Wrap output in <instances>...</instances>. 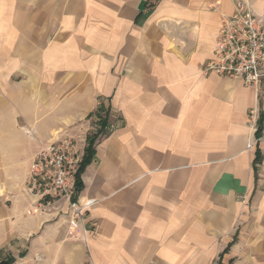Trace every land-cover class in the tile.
<instances>
[{
  "label": "crops",
  "instance_id": "0c3cea01",
  "mask_svg": "<svg viewBox=\"0 0 264 264\" xmlns=\"http://www.w3.org/2000/svg\"><path fill=\"white\" fill-rule=\"evenodd\" d=\"M234 2L0 0V264H264V82L202 74ZM99 108L84 242L24 186L55 135L84 155Z\"/></svg>",
  "mask_w": 264,
  "mask_h": 264
},
{
  "label": "built area",
  "instance_id": "2783aa9c",
  "mask_svg": "<svg viewBox=\"0 0 264 264\" xmlns=\"http://www.w3.org/2000/svg\"><path fill=\"white\" fill-rule=\"evenodd\" d=\"M202 74L239 80L259 93L264 82V12L256 14L248 2L235 0L233 12L221 20L212 57L204 63ZM249 119L255 131L257 110L249 112ZM259 139H264V125ZM252 145L248 144L247 149ZM82 157L72 137L55 135L36 152L24 191L33 199L34 213L59 212L64 207L67 235L85 242L86 214L98 200L80 198L77 193Z\"/></svg>",
  "mask_w": 264,
  "mask_h": 264
},
{
  "label": "rangeland",
  "instance_id": "374dc122",
  "mask_svg": "<svg viewBox=\"0 0 264 264\" xmlns=\"http://www.w3.org/2000/svg\"><path fill=\"white\" fill-rule=\"evenodd\" d=\"M96 116H97V119H96V123H92V126H91V129H90V132H89V135H88V137H87V142H86V146H87V143H88V138H91V137H94V136H96V138H98V137H100V136H103V135H106L107 133H108V129H109V126H108V121H107V113L105 112V111H103V110H100V112L99 111H97V113H96ZM103 120H106L107 121V126H105L103 129H102V131H100L99 129H100V127H101V123H102V121ZM54 138V137H53ZM52 138V139H53ZM51 139V140H52ZM50 140V141H51ZM49 142V141H48ZM36 154V153H35ZM35 156V155H34ZM34 158V157H33ZM33 160V159H32ZM32 162V161H31ZM31 164V163H30ZM28 178V177H27ZM24 188H25V186H24ZM78 191L79 190H77V193H78ZM25 192V191H24ZM26 194V193H25ZM27 195V194H26ZM28 196V195H27ZM78 197V196H77ZM31 198V197H30ZM32 204L33 205H35L34 203H33V199H32ZM52 210H50V211H46V210H40V211H37L36 213H49V212H51ZM65 211V208L63 207V209L61 210V211H59V212H56L57 213V218H64V220H65V225H67L66 224V219H67V214L64 212ZM52 212H55V211H52ZM65 213V214H64ZM67 233V232H66ZM72 239L74 238V239H77L78 237H73V236H70ZM83 242V241H82ZM84 243V242H83ZM84 246H85V248H86V245L84 244ZM9 261H11V260H9ZM8 261V262H9ZM12 262V261H11Z\"/></svg>",
  "mask_w": 264,
  "mask_h": 264
},
{
  "label": "trees",
  "instance_id": "16d2710c",
  "mask_svg": "<svg viewBox=\"0 0 264 264\" xmlns=\"http://www.w3.org/2000/svg\"><path fill=\"white\" fill-rule=\"evenodd\" d=\"M100 110H101V108L98 109L99 112H100ZM105 126H107V121L103 120L99 130L102 131V129ZM95 140H96V136L88 138V143H87V146L85 148L84 155L82 157V162H81V165H80V168H79V171H78V175L76 177V189L77 190H79L80 187H81L80 174L83 172L85 167L90 163V161H91V159L93 157V153H94L93 146H94ZM10 263H11V261L10 262H6L4 264H10Z\"/></svg>",
  "mask_w": 264,
  "mask_h": 264
}]
</instances>
